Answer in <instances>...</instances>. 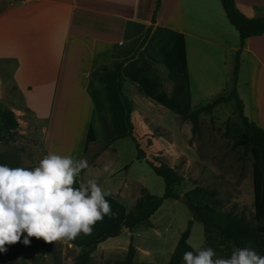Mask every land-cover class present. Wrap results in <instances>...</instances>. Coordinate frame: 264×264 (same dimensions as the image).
<instances>
[{
	"label": "crops",
	"instance_id": "0c3cea01",
	"mask_svg": "<svg viewBox=\"0 0 264 264\" xmlns=\"http://www.w3.org/2000/svg\"><path fill=\"white\" fill-rule=\"evenodd\" d=\"M157 1L0 0V106L14 111L20 133L39 138L42 149L84 158L88 167L76 184L94 178L109 193L121 226L142 189L150 192L130 187L131 171L144 177L138 163L172 168L184 193V176L161 152L170 143L154 133L155 125L177 124L201 100L228 94L240 48L221 0ZM235 1L245 15L264 16V0ZM119 73L132 103L134 137ZM237 91L244 113L264 128V33L246 38L241 48ZM185 105L189 111L182 113ZM78 118L85 123L75 143ZM135 138L145 156L138 157ZM151 217L132 230L106 232L119 231L110 236L117 240L101 241L92 255L110 245L127 253V236L154 227Z\"/></svg>",
	"mask_w": 264,
	"mask_h": 264
},
{
	"label": "rangeland",
	"instance_id": "374dc122",
	"mask_svg": "<svg viewBox=\"0 0 264 264\" xmlns=\"http://www.w3.org/2000/svg\"><path fill=\"white\" fill-rule=\"evenodd\" d=\"M206 101L201 100L198 105L205 104ZM188 111V105L183 106L182 113ZM84 123L83 118L74 120L77 130L73 134V142L81 140L80 130ZM169 123V127L155 125L154 133L170 143V150L163 148L161 152L166 151L173 158L177 170L184 176L180 190L185 193L195 187H201L203 190L199 195L203 197L204 202L222 211L245 216L254 222V159L245 146L235 143L239 129H243L235 101L219 104L212 113H201L200 128L197 132H193L191 121L183 119L182 116L177 120V124H173L172 120H169ZM19 130L20 127L11 133L0 118V153L17 156L22 164L33 166L48 152L42 149L39 138L20 133ZM136 166L144 177L135 179L131 171L130 187L141 190L142 186H145L150 192L163 195L164 179L155 173L151 165L142 162ZM184 193L182 195H185ZM105 199L109 202L111 211L91 226L90 234L78 235L73 239L75 243L61 239L46 243L30 241L28 245H9L10 257L16 264H74L75 257L85 245L91 244L95 238L108 231L122 228L114 221L118 210L110 197ZM192 219L193 210L188 202L179 198H165L151 217L154 227L134 232L135 243L139 244L141 249L137 247L133 264H167L181 234ZM127 239L129 244L131 235H128ZM116 240L117 238L110 237L102 243L106 245ZM188 240L193 247H212L218 256L224 257H227L234 247L230 240L223 239L216 233H212L208 239L205 238L203 223L194 219ZM113 247L110 245L102 252L97 251L91 256L90 264H121L126 252L123 247ZM250 248L258 253L256 248Z\"/></svg>",
	"mask_w": 264,
	"mask_h": 264
},
{
	"label": "trees",
	"instance_id": "16d2710c",
	"mask_svg": "<svg viewBox=\"0 0 264 264\" xmlns=\"http://www.w3.org/2000/svg\"><path fill=\"white\" fill-rule=\"evenodd\" d=\"M226 15L230 22L236 27L240 34V48L237 51L236 65L234 70L233 86L231 91L226 95H220L211 101L195 106L187 114L183 115V119H189L192 123L193 132H197L200 128V114L212 113L213 109L221 103L235 100L236 110L241 118L243 129H239L235 143L242 144L253 156V188H254V206L255 221H249L245 216H239L231 211H222L215 206L203 201V197L199 193L203 190L201 187H195L187 192L188 203L193 210V219L199 220L204 225L205 238H209L212 233L218 234L221 238L230 240L234 247H254L258 253L264 255V128L251 120L244 113V103L237 91V75L240 65V51L246 38L252 35L264 33V16L249 17L245 15L237 6L235 0H221ZM159 5V0L157 1ZM155 16L151 25L148 27L143 43L148 39L153 25ZM123 76L119 73V89L126 106V119L130 128V134L133 136V123L131 120L132 103L123 91ZM0 118L8 131L16 130L19 122L13 110L0 107ZM134 137V136H133ZM138 157L145 156V152L140 147L137 139ZM0 163L7 164L11 167L28 166L20 162L19 158L14 155L0 153ZM148 163L154 171L161 175L165 181V192L163 195H154L146 189H142L141 196L133 204L127 212L123 221V226L132 230L142 222L149 221L150 217L163 203L165 198H179L180 192L177 191L176 185L183 179L170 167H160L151 160ZM193 219L189 221L187 229L181 234L176 247L174 248L169 262L167 264H182V253L184 251H192L193 246L189 242ZM119 231L105 233L101 237L95 239L89 246H84L75 257L74 264H90L91 256L97 245L110 236L117 235ZM23 236V234H22ZM29 241L34 243H46L42 238L29 237ZM21 244L17 241L12 244L5 245V251L0 253V264H16L8 252L9 245ZM137 247L134 243V237L128 245V251L121 261V264H133L137 254Z\"/></svg>",
	"mask_w": 264,
	"mask_h": 264
},
{
	"label": "clouds",
	"instance_id": "9594fccd",
	"mask_svg": "<svg viewBox=\"0 0 264 264\" xmlns=\"http://www.w3.org/2000/svg\"><path fill=\"white\" fill-rule=\"evenodd\" d=\"M87 167L84 158L55 152L33 166L0 163V253L6 244L28 245L29 237L51 242L90 234L91 226L111 209L105 199L109 193L94 178L76 184ZM181 259L183 264H264V255L250 247H233L227 257L212 247H194Z\"/></svg>",
	"mask_w": 264,
	"mask_h": 264
},
{
	"label": "water",
	"instance_id": "95a60500",
	"mask_svg": "<svg viewBox=\"0 0 264 264\" xmlns=\"http://www.w3.org/2000/svg\"><path fill=\"white\" fill-rule=\"evenodd\" d=\"M179 199L188 202V197L186 195H181ZM125 228H126L125 226H122V229H125Z\"/></svg>",
	"mask_w": 264,
	"mask_h": 264
}]
</instances>
